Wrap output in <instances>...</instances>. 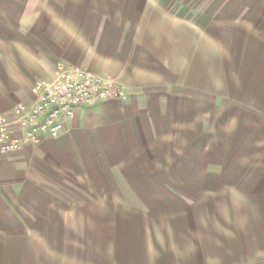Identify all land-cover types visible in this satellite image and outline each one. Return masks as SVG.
Returning <instances> with one entry per match:
<instances>
[{
    "label": "crops",
    "instance_id": "crops-1",
    "mask_svg": "<svg viewBox=\"0 0 264 264\" xmlns=\"http://www.w3.org/2000/svg\"><path fill=\"white\" fill-rule=\"evenodd\" d=\"M99 20L56 15L53 0H0V116L14 136L18 106L59 64L130 87L80 107L59 136L0 152V264H264L258 149L240 158L244 145L226 138L214 161L198 95L174 77L122 78L116 28Z\"/></svg>",
    "mask_w": 264,
    "mask_h": 264
},
{
    "label": "rangeland",
    "instance_id": "rangeland-1",
    "mask_svg": "<svg viewBox=\"0 0 264 264\" xmlns=\"http://www.w3.org/2000/svg\"><path fill=\"white\" fill-rule=\"evenodd\" d=\"M53 6L56 15L94 18L96 26L110 18L124 50L122 78L145 86L174 77L181 94L198 95L197 126L212 117L214 161L228 138L244 145L240 158L258 149L256 159L264 162V0H53Z\"/></svg>",
    "mask_w": 264,
    "mask_h": 264
},
{
    "label": "built area",
    "instance_id": "built-area-1",
    "mask_svg": "<svg viewBox=\"0 0 264 264\" xmlns=\"http://www.w3.org/2000/svg\"><path fill=\"white\" fill-rule=\"evenodd\" d=\"M34 93L32 106L19 105L17 108L21 115V138L14 136L8 120L0 116V152L19 151L45 135L57 137L80 107L122 98L128 89L111 77L95 74L79 65L59 64L52 79L36 82Z\"/></svg>",
    "mask_w": 264,
    "mask_h": 264
}]
</instances>
